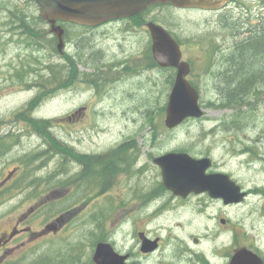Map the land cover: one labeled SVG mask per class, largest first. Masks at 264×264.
Masks as SVG:
<instances>
[{
	"label": "rangeland",
	"instance_id": "1",
	"mask_svg": "<svg viewBox=\"0 0 264 264\" xmlns=\"http://www.w3.org/2000/svg\"><path fill=\"white\" fill-rule=\"evenodd\" d=\"M239 2L253 7L256 5L248 3V0ZM11 10L23 11V15H36L38 22L32 25L36 30L33 36H23L22 30L17 31L18 24L9 26L8 23L12 21L9 17H14L10 14ZM40 17V8L35 0H0V130L3 133L15 130L14 132L24 134L19 145L0 160V231L8 229L18 215L26 213L28 224L37 232L47 219L64 220L66 215L51 217L52 211L67 208L81 196L73 171L75 164L66 161L64 153L55 150L47 153L49 135L60 142L70 140L78 152L99 151L103 154L109 149L108 146L124 142L137 129H168L165 125L166 111L163 109H167L172 91L170 79L174 72L159 68L150 59L148 50L152 45V38L146 26H139L135 20L130 19L101 29L65 25L66 41L63 52H59V43L54 45L51 40L53 35H50V25L40 20ZM207 18L211 22L206 21ZM149 20L165 21L166 24L159 23L174 33L182 42L185 52H190L189 57L192 55V59L196 60V73L200 72L204 64L202 52L213 50L211 45L217 44L227 49L234 42L232 32L242 28L214 14L169 6L152 8L147 14V21ZM257 23L254 21L249 24ZM12 30H16V33ZM241 33L242 38H248L249 35H244L248 34L247 30H242ZM210 40L213 41L209 42ZM90 48L94 49L90 53L93 59L89 63L90 68L98 65L120 67L122 63L128 66L105 75L107 71L95 73L83 66L79 69L78 64V69L82 73L87 71L86 74L78 73L77 80L71 78L69 84L56 82L59 81V76L63 77L61 72L69 64L66 55L74 56L79 52L89 54ZM28 64L32 65L33 72L23 69ZM47 67H52L53 72L50 73ZM21 72L24 73L23 79L18 77ZM94 79L100 84V88L91 84ZM211 79L212 74L209 72L198 79L200 103L205 110V117L185 122L179 127V132H166L164 138L179 139L182 147L194 152L219 148L217 145L226 135L214 129L219 130L218 125L233 111L224 106L221 98L223 89L209 87ZM66 85L70 86L67 88ZM258 98L261 110L256 113L248 112L244 118L246 127L252 121L259 119V122L264 118V91L259 93ZM81 108L85 110L80 112L77 121L66 123L63 120ZM94 109L98 111L94 112ZM35 118L55 119L50 120L53 128L47 131L38 129V134L34 133L22 120L35 122ZM260 127H264V121L257 128ZM106 130L112 131L109 133ZM174 146L175 143L167 141V147ZM30 160L32 166L29 168L19 164L21 161L28 164ZM17 166L19 169H16L18 172L15 178L8 184L3 183V178ZM262 168L257 165L255 169L256 173L261 172L259 179L264 177ZM247 176H254V172H248ZM121 179L114 190L100 200L104 208L105 202L112 208L117 198L120 207L128 209V180L124 183ZM257 183L264 186V181L257 180ZM107 187L110 192L111 186ZM81 199L83 202L80 206L85 204L80 208H86L88 212L94 208L95 202L89 195ZM254 201L259 205L254 218L259 220L262 210L260 226L263 228L261 239L264 246V198H255ZM247 210L248 208L240 210L236 218L242 219ZM186 214L184 219L187 218ZM120 215L121 213L116 217L119 227L112 226L109 230L115 240L122 242L127 238L128 229L125 225H120L126 217L121 219ZM105 224L111 225L110 222ZM87 225H91L88 217ZM68 237L70 240H78L79 231L68 235L63 230L57 234L34 236L33 239L23 236L20 240L27 241V244L17 249L13 256H43L51 247L63 246Z\"/></svg>",
	"mask_w": 264,
	"mask_h": 264
},
{
	"label": "flooded vegetation",
	"instance_id": "2",
	"mask_svg": "<svg viewBox=\"0 0 264 264\" xmlns=\"http://www.w3.org/2000/svg\"><path fill=\"white\" fill-rule=\"evenodd\" d=\"M248 3L256 5L253 7L239 0H229L220 9L196 11L214 14L220 19L225 18L236 27L241 25L242 28L232 32L233 37L241 38V29L246 30V25H253L249 23L254 21L264 22V1L248 0ZM123 21L125 19L114 20L91 28H106ZM206 21L211 22L209 18ZM249 34L248 32L244 35ZM64 40L66 41V32ZM178 41L182 49V61L190 63L191 67L186 79L194 88H200L198 79L207 72L212 74V79L208 82L210 88L227 87L231 82L227 77L231 75L232 69L228 63L231 62L230 55L233 54L229 52V47L224 49L220 44L211 45L213 50L202 52L204 64L200 72L196 73V60L192 59V55L189 57L190 52H185L182 42L180 39ZM66 56L69 64L61 72L63 82L57 81L58 83L69 84L71 78L77 80L78 73L86 74V70L90 69L95 73L107 71V75L128 66L122 63L120 67L98 65L90 68V64H84L78 54L74 55L73 59L77 63L72 66L69 59L73 55ZM78 64L79 69L82 66L89 69L85 68L86 72L82 73ZM158 67L173 70L174 75L170 79L173 87L178 70L173 67ZM94 78L97 79L96 76ZM95 79L91 84L100 88ZM66 86L68 88L70 85ZM251 87L253 89L245 96L233 98V104L229 103L231 99L225 100L222 94L224 106L233 112L221 121L219 130L214 131L225 134L226 138L220 140L221 143L217 145L219 148H209L206 152L190 151L180 145L181 140L164 138V133H177L179 128L137 129L124 142H115L116 144L108 146L109 149L103 154L99 151L78 152L70 140L62 142L63 150L55 151L64 153L66 161L75 164L73 171L81 196L67 208L52 211L51 217L66 215L64 220L47 219L37 232L28 224L26 213L18 215L13 225L0 231V264H232L239 254L247 255L252 264H260L259 261L264 264V246L261 239L263 228L260 226L262 210L259 220L254 218L259 208L254 200L264 198V186L257 183V180L264 181V177L259 179L261 172L255 171L257 165H260L264 172V127L257 128L264 118L259 122V119L252 121L248 127L244 122L248 112L256 113L261 110L258 96L264 91V81H255ZM83 110L85 108L65 117V122L77 121ZM97 111L94 109V112ZM190 120L197 119H188L185 122ZM25 124L31 125L29 121ZM111 131L106 130L109 133ZM167 141L175 143V146L167 147ZM50 150L52 152L54 149L48 148V153ZM170 153H187L196 160H210L205 173L209 179L222 184L225 193L192 192L181 196L168 189L157 160ZM31 162L25 164L21 161L19 164L29 168L32 166ZM16 169L19 167L8 173L3 178V183L8 184L15 178L18 172ZM248 172H254V176H247ZM120 179L124 183L128 180V209L120 207L117 198L112 208L106 202L104 208L100 200L114 190ZM73 185L74 182L71 187ZM107 186H111L110 192ZM87 195L95 202L94 208L89 212L86 208H80L85 204L80 206L83 202L81 197ZM244 208H248L247 213L242 219L236 218L237 213ZM120 213L121 219L126 216L120 225H125L128 229L127 238L122 242L115 240L109 230L112 226L119 227L116 217ZM185 214L187 218L184 219ZM87 217L91 225H87ZM107 222L111 225L105 224ZM63 230L68 235L79 231L78 240H70L68 237L63 246H53L43 256H13L17 249L27 244V241L20 240L21 237L33 239L34 236L57 234ZM100 244L110 245L111 250L108 253L111 259H104L99 263L96 253Z\"/></svg>",
	"mask_w": 264,
	"mask_h": 264
},
{
	"label": "water",
	"instance_id": "3",
	"mask_svg": "<svg viewBox=\"0 0 264 264\" xmlns=\"http://www.w3.org/2000/svg\"><path fill=\"white\" fill-rule=\"evenodd\" d=\"M40 13L51 25L63 50L65 30L59 22L83 26H100L109 21L134 17L153 4H171L178 9L215 10L222 8L229 0H35ZM264 1V0H262ZM147 28L152 38V54L155 62L166 68H176L177 77L166 109L165 125L168 129L181 126L188 119H200L204 110L200 104V92L186 79L191 67L182 61L179 41L161 24L150 21ZM210 160H196L187 153H170L157 160L162 168L164 184L175 194L187 196L188 193H225L222 184L209 179L206 170ZM110 245L100 244L96 259L99 263L111 259ZM261 264V261H259ZM245 254L237 255L232 264H252ZM104 264H109L105 262Z\"/></svg>",
	"mask_w": 264,
	"mask_h": 264
},
{
	"label": "trees",
	"instance_id": "4",
	"mask_svg": "<svg viewBox=\"0 0 264 264\" xmlns=\"http://www.w3.org/2000/svg\"><path fill=\"white\" fill-rule=\"evenodd\" d=\"M156 6L172 7L171 4H161V3L154 4L151 7H149L147 10H145L143 13L139 14L137 17L131 18V19H134L137 22V25L145 26L147 22V14L152 8ZM11 13L14 15V17L13 18L11 16L9 17V19L12 20L11 22L8 23L9 26L13 27L15 24H18L17 31L22 30L23 36L24 35L33 36L36 30L34 29L32 25L38 22V18L36 17V15L34 14L23 15V11H16V10H11L10 14ZM40 20L46 23L43 17H40ZM156 22L165 23V21L163 20H157ZM65 25H71L77 28H84L83 26H80L77 24L63 23V26ZM245 27H246V30L250 33L248 38H242V37L240 38V36L232 37V40L234 42L229 47L230 49L229 52H233V54L230 55L231 62L228 63L231 65L232 69H231V75L230 76L228 75L227 77V79H229L231 82L228 83L227 87L220 88V89H223L224 91L223 95L225 96V100L231 99L229 101L230 104H233V98H239V97L245 96L246 95L245 93L250 92L253 89V87H251L253 82L264 81V22L253 24V25H246ZM12 32L16 33V30H12ZM241 32H242V29H241ZM50 35H53V34L51 33ZM51 40L53 41L55 45V43L57 42V37L53 35ZM212 41L213 40H210L209 42H212ZM92 44L93 42H91L90 45ZM89 50H90L89 54H86V52L78 53V57L86 65H88L90 62L93 61V59H91L90 53L94 49L90 48ZM148 52L150 53L149 55L150 59L154 60L151 54V49H149ZM73 58L74 56L73 57L71 56V58L69 59L70 64L72 66L77 63V60L74 61ZM23 69L26 71H32V72L34 70L32 65H29V64L24 66ZM47 69H50V73L53 72L52 67H47ZM18 77L20 79H23L24 73L22 72L18 73ZM62 78H63L62 76H59L58 80L62 81ZM56 82L50 81V83H56ZM163 110L166 111V108H164ZM50 120L37 119L35 122L29 121L31 125H27V126L31 128L34 133H37L38 129L47 131L53 128V126L51 125L53 120L52 121ZM22 121L27 122V120H22ZM26 130H27V133H29L28 129ZM21 136H24V134L20 132H12V133L9 132V133L0 134V160L9 154L12 151L13 147H16L19 145L21 141ZM48 140L49 141L47 142L49 144V148H52L54 150H59V151L63 150L64 145L62 142L56 141L51 135L48 136ZM55 147H57V149ZM23 162L26 164L25 161Z\"/></svg>",
	"mask_w": 264,
	"mask_h": 264
},
{
	"label": "bare ground",
	"instance_id": "5",
	"mask_svg": "<svg viewBox=\"0 0 264 264\" xmlns=\"http://www.w3.org/2000/svg\"><path fill=\"white\" fill-rule=\"evenodd\" d=\"M218 63V62H217ZM218 67V66H217ZM217 71V70H216ZM124 82V81H123ZM112 87V86H111ZM124 92H125V90H124ZM112 93V92H111ZM126 93V92H125ZM129 93V92H128ZM255 93V92H254ZM245 94H247V93H245ZM251 95V94H250ZM123 98V97H122ZM141 129V128H140ZM150 130V129H149ZM155 130V129H154ZM155 133V132H154ZM255 146V145H254ZM250 149V148H249ZM252 154V153H251ZM252 156V155H251ZM123 159V158H122ZM161 192V191H160ZM156 195H159V193L158 194H156ZM126 249V248H125ZM129 250V249H128ZM131 250V249H130Z\"/></svg>",
	"mask_w": 264,
	"mask_h": 264
}]
</instances>
